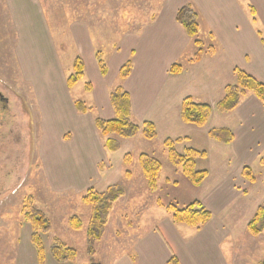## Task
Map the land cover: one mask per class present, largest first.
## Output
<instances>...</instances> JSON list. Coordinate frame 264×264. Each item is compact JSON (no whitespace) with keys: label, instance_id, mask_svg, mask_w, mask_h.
<instances>
[{"label":"crops","instance_id":"obj_1","mask_svg":"<svg viewBox=\"0 0 264 264\" xmlns=\"http://www.w3.org/2000/svg\"><path fill=\"white\" fill-rule=\"evenodd\" d=\"M5 2L16 32V60L26 83L20 94L28 105L29 109H24L29 121L23 126L30 128L33 134L36 144H33V155L36 154L37 162H40L38 171H43L48 178L49 186H45L43 192L50 196L52 205L55 204L52 201L55 193L64 192L69 196L76 193L79 198L90 185L97 187L102 182V169L111 168L95 117L111 119L115 116L109 90L117 85L121 67L130 57L133 64L143 65V69L146 64L148 74L147 78L135 82V68L132 75L122 80L130 93L132 115L137 122L145 119L147 105L155 100L158 89L168 83L185 86L180 92L181 101L192 96L213 106L224 98L226 87L237 82L236 68L264 83V0H163L164 9L157 10L153 20L137 30H125L112 39L111 52L87 22H75L69 43L75 47L72 68L76 57H81L84 64L85 74L80 81L86 83L80 98H75L72 93L75 86L68 85L70 72L65 66L71 61L64 63L41 1ZM186 4H191L199 13V37L206 47H211L209 52L201 53L198 61H193L198 47L176 19L179 9ZM189 50L190 55L194 54L187 55ZM99 59L107 65L105 75ZM180 61H185L187 69L184 66L181 73H172V65ZM87 84H90L89 88ZM198 85L209 88L200 91L196 88ZM10 94L5 96L10 98ZM12 94L15 99L10 98V106L13 102L15 108L20 104L23 108L21 101L16 102L18 96ZM79 100L94 105L99 113L94 109V113L78 111L75 104ZM175 109L178 119V107ZM11 121L14 126L18 125V117ZM182 121L179 125L192 128L197 137L206 135L213 127L229 129L234 139L230 143L218 141V148L231 146L243 161L238 167L229 165L220 169L210 181L208 175L199 185L203 188L206 180L209 181L204 188L208 192L198 200L210 209L212 218L198 229L175 223L170 214L155 209L158 214L155 223L142 228L143 231L140 228L132 233L126 231L123 233L126 237L116 232L109 240L106 229L103 238L96 243L94 259L97 262L168 264L173 256L179 264H243L242 261H246V250L242 248L244 259L238 257L231 240L237 238L233 230L235 218L244 213L237 214L236 210H240L247 196L255 192L252 188L258 181V170L252 166L255 163L258 167L264 165V103L248 92L234 110L221 112L214 109L203 127ZM20 140L17 132L15 141ZM245 166L251 167L256 182L243 175ZM260 202L255 200L254 203L257 206ZM41 206L50 208L44 202ZM65 228L70 232L68 225ZM68 263L73 262L65 264Z\"/></svg>","mask_w":264,"mask_h":264},{"label":"rangeland","instance_id":"obj_2","mask_svg":"<svg viewBox=\"0 0 264 264\" xmlns=\"http://www.w3.org/2000/svg\"><path fill=\"white\" fill-rule=\"evenodd\" d=\"M40 1L55 37L56 47L65 64L70 63L72 57L75 58V47H72L69 43L71 41V38H69L70 31L75 22H87L91 28L93 27L96 30L94 34L96 33L99 40L103 41V46H106L108 52H111V40L121 34V31L137 30L143 24L151 21L157 10L163 11L165 6L162 4L163 0ZM250 9L253 11L252 6H250ZM199 22L201 24L200 16ZM15 44L16 32L10 21L6 2L5 0H0V91L7 95L11 93L10 98L12 100L15 99L12 92L15 93L18 96L16 102L21 101L24 104L23 108L21 104L15 108V103L13 102L11 103L12 106L0 103V264H39L36 249L31 239V225L24 222L22 217L21 203L23 197L27 194L35 195L37 205L45 212L52 225L49 233L42 234L46 249L45 264L46 262L47 264H62L53 257L51 251L52 242L56 237L77 250V260L68 264H80L79 262L87 264L90 262V257L87 254L86 232L92 209L83 203L82 196L83 194L85 195L89 188L93 187L99 194L107 190L110 185L120 184L125 190L124 194L110 210L109 219L105 225L109 240H111L113 239V234L116 235V232H120L123 237H126L123 234L126 231L132 233L139 228L140 231H143L142 228L145 229L148 225L153 226L156 215H158L155 209H160L171 216L167 208L161 204L176 203L179 207H183L187 202L198 200L201 195L203 196L208 192L205 187H207L208 182L212 178L217 176L214 174L229 165L238 167L243 162L231 150V146L224 149L221 146L218 148V141L210 138L209 131L208 133L206 131V135L197 137L192 128L186 129V127L179 125L182 121L180 111L185 99L183 98L181 101L180 96L182 95L180 92L185 89V86L181 83H178V85L175 82L168 83L167 86L164 85L158 89L154 95L155 100L147 105L143 121L137 122L132 115L133 120L139 125L144 121L154 124L155 139L147 140L143 137L142 131L135 137L120 139V150L117 152L108 151V156L111 160L108 163L111 164V168L104 170V167L102 169V182L97 187L90 185L79 198V194L76 193H71L70 196L64 192L55 193L52 200L55 201V204L52 205L49 201L50 196L47 197L46 193L43 192L44 187L49 186L48 178L43 171H38L40 162H37V155H33V144H35L33 142V134L30 128L23 126L29 121L25 110L29 108L26 101H24L23 95L20 94L23 92L20 89L25 88L26 83L21 78L20 68L16 60ZM98 49H101V47H98ZM190 52L191 50H189L187 55H190ZM193 54L191 53V55ZM131 59L133 60V58ZM184 62H177L180 63L182 71L184 66L187 69ZM72 63L73 61L65 66L70 73L73 72ZM135 68L136 72L133 81L137 82L139 78L148 77L145 72L146 64L143 69V65L138 66L134 63L130 75L134 73ZM141 79L140 82H142ZM116 81L117 85L109 90V95L117 86H123L120 75ZM85 83L82 80L74 85L75 88L72 93L75 98H80L81 92L84 91ZM201 84H204L203 81H201ZM204 87L209 88L208 85ZM204 87L203 85H198L196 88L203 91ZM176 90L178 91L176 92ZM192 98L196 101L198 100L195 97ZM86 106L89 109L86 112L94 113L92 112L93 109L96 111L94 105L89 106L86 104ZM176 107H178V119ZM15 112H17L18 116L13 115ZM13 117H18V125L16 126L11 121ZM182 123L185 124L184 121ZM19 126L21 128H18ZM214 129L218 128H211V130ZM17 132L19 138H21L19 142L15 141ZM99 134L104 143L105 138L102 137L100 132ZM179 138L182 140L176 142L178 152L184 153L186 148H195L207 152L208 156L195 160L196 168L198 170H207L210 177L208 182L206 180L203 188L193 184L181 168L175 166L170 160L165 141ZM21 141L22 143L20 144ZM17 145L19 146L17 147ZM142 153H147L157 158L162 164V170L157 180V191L150 190L147 185L139 163V157ZM126 154H131L130 163L125 161ZM252 167L258 170V181L257 179L255 180L257 182L252 188L255 192L251 196H247L245 204L240 210H236L237 214L244 213L235 218L233 230L237 234V238L231 240V242L239 255L238 257L244 259L242 248L246 250V261H242L243 264H264V225H262V231L256 235L249 228V223L255 216L257 209L264 205V165L258 167L257 163H255ZM128 171L130 172L129 176L127 175ZM49 193L52 194V192ZM254 195H257V197ZM255 200L261 202L256 206ZM42 202L48 203L50 208L42 207ZM142 206H145V208ZM207 209L210 210L209 208ZM72 215L81 217L83 229L76 231L69 226L68 219ZM67 225L70 232H67L65 228ZM70 233H72V236Z\"/></svg>","mask_w":264,"mask_h":264},{"label":"trees","instance_id":"obj_3","mask_svg":"<svg viewBox=\"0 0 264 264\" xmlns=\"http://www.w3.org/2000/svg\"><path fill=\"white\" fill-rule=\"evenodd\" d=\"M254 12V11H253ZM156 12L152 17L155 18ZM176 19L180 23L187 34L193 39L194 44L198 47V52L193 61L201 59V53L209 52L210 48L204 45V42L199 37L200 22L199 15L191 4H186L179 9ZM141 28V27H140ZM122 33L125 30L121 31ZM264 39H262L263 41ZM102 74L107 73L106 63L99 59ZM133 69V60L131 57L124 63L120 70V79H126ZM170 71L172 73H180L182 67L180 63L172 65ZM237 82L226 87V94L224 98L215 106L201 101L194 100L191 96L184 99L181 107V118L185 123L196 126H204L210 119L214 109L221 112H228L234 110L242 98L251 92L264 103V83L257 80L252 75L242 71L239 68L235 69ZM84 64L81 57H76L74 61L73 72L67 78L69 87L76 85L84 77ZM90 84H87L89 88ZM110 101L115 111V116L111 119L96 118L95 124L102 137L105 138L104 147L108 151H118L121 148L120 139L132 138L142 131L143 137L147 140H153L156 137L155 126L152 122L144 121L139 125L132 117V104L129 92L119 85L110 93ZM75 107L80 112H86L89 109L84 101H76ZM211 138L223 143H230L234 139L233 133L227 128H218L209 131ZM182 139H167L165 141L166 149L169 151V157L172 163L180 167L184 174L190 181L199 186L208 176V171L205 169L198 170L196 168L195 160L200 157L207 156L206 151H200L195 148H186L184 153H180L176 149V142ZM131 154H126L125 161L130 163ZM139 163L143 174L146 178L147 185L150 190L157 191L158 176L162 170L161 162L147 154L142 153L139 157ZM130 175V172H127ZM243 175L248 180L254 182L256 177L252 174V169L246 166L243 170ZM125 190L120 184L110 185L103 193H97L93 187L89 188L85 195L82 196L84 204L88 205L92 211L89 218L86 244L87 254L90 257V262L87 264H101L94 259L96 253V243L100 241L105 233L106 224L109 219L110 210L114 207L115 202L124 194ZM34 194H27L23 197L21 208L23 221L30 223L32 228L31 239L36 249L39 264H45V244L42 237L43 233H49L51 230V222L47 218L45 212L37 205ZM171 213L172 220L175 223H183L189 226L200 228L212 218V213L208 210L200 200H195L179 207L176 203L161 204ZM69 226L73 230L83 229L81 217L72 215L68 219ZM264 225V205L260 206L255 216L249 223L250 231L253 234H259ZM53 257L60 263L74 262L77 260V250L64 242L62 239L56 237L52 242ZM168 264H179L177 258L173 256Z\"/></svg>","mask_w":264,"mask_h":264},{"label":"flooded vegetation","instance_id":"obj_4","mask_svg":"<svg viewBox=\"0 0 264 264\" xmlns=\"http://www.w3.org/2000/svg\"><path fill=\"white\" fill-rule=\"evenodd\" d=\"M0 103H5L6 105L9 104L10 106V98H8L7 96H5V94L3 92L0 91ZM13 115H16V113H14ZM14 124V121H13ZM13 127V125H12Z\"/></svg>","mask_w":264,"mask_h":264}]
</instances>
